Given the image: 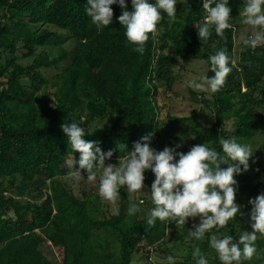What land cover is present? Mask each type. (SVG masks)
I'll list each match as a JSON object with an SVG mask.
<instances>
[{"label":"trees","instance_id":"16d2710c","mask_svg":"<svg viewBox=\"0 0 264 264\" xmlns=\"http://www.w3.org/2000/svg\"><path fill=\"white\" fill-rule=\"evenodd\" d=\"M127 2L130 8L131 0ZM178 4L183 8L176 5V21L170 23L165 13L157 26L163 31L154 37L149 34L141 54L133 51L134 45L124 35L119 5H112L113 23L98 30L86 14L87 0H0V264H155L151 251L169 235L183 241L193 231L192 222L183 227L184 233L175 221L157 220L149 226L151 199L149 206L141 205L142 217L129 214L127 203L118 213L92 214L90 198L86 193L78 195L66 180L71 171L68 160L79 158L62 131L66 121H82L86 139L96 141L104 151L114 150L115 157L126 155L119 145L132 149L149 132L154 133L152 147L163 150L180 143L177 151L183 152L201 143L222 152L220 140L232 137L249 143L259 134L264 141V114L257 112V106L264 105V47L244 49L241 44L236 50L235 28L244 0H230L232 27L223 37L213 28L206 44L196 27L205 18L203 0ZM59 31L69 33L76 42L73 52L62 47L54 59L37 55L38 48ZM220 49H227L235 61L221 90L207 98L188 87L195 101L209 108L212 123L198 120L194 110L190 115L173 114L169 107L182 96L179 83L185 84L175 73V65L181 60L206 63ZM29 57L34 62L23 64L21 60ZM65 59L72 61L54 82L43 76L42 67ZM206 64L207 75H214L210 63ZM24 77L35 81V96L32 86L23 83ZM51 83L56 88L55 105L40 93ZM231 115L234 131L229 134L226 119ZM180 123H189L186 129L196 137L180 133ZM82 171L87 178L86 170ZM145 176L150 187L154 174L149 170ZM235 179L236 202L264 192V181L253 183L248 171ZM120 195L127 198L124 188ZM240 216L217 234L238 236ZM101 231L117 235V252L94 242ZM54 247L61 252L59 258ZM200 248L204 254L215 251L209 241H203ZM184 264L195 262L188 258ZM209 264H220L217 253Z\"/></svg>","mask_w":264,"mask_h":264},{"label":"clouds","instance_id":"9594fccd","mask_svg":"<svg viewBox=\"0 0 264 264\" xmlns=\"http://www.w3.org/2000/svg\"><path fill=\"white\" fill-rule=\"evenodd\" d=\"M183 2L131 0L129 8L127 0H87L85 11L97 29L102 30L113 23L112 5H119L122 14L118 20L125 30L124 35L134 45L133 51L143 54L149 34L154 37L163 31L157 26L164 19V14L170 23H174L177 19L176 5ZM202 8L205 18L203 22H197L196 27L199 38L206 44L213 28L217 36L223 37L225 30L232 27V8L230 0H203ZM241 15V23L252 28L251 34L240 37L244 49L264 47V0H244ZM206 63H210V71L214 75H199L184 83L198 93L215 94L224 86L235 61L227 49H220L209 56ZM81 123L71 119L61 125L72 151L79 152L78 159L72 156L68 160L70 175L75 181H79L82 170H86L88 181L96 183L97 173L102 169L99 195L105 200L115 201L121 188L126 187L128 192L143 190L145 173L150 170L155 178L150 185L154 207L146 218L149 226H155L157 220L183 225L189 218H198L199 223L193 224L190 236L202 240L209 235V245L217 253L220 264H244L253 258L260 259L256 241L258 235L264 236V192L249 200L252 231L245 230L238 236L213 233L214 229L219 233L229 221L244 214L236 202L238 181L235 176L250 169V159L258 148L254 150L251 143L237 142L232 137L220 140L222 152L207 143L196 144L187 152L177 151L181 144L158 150L152 147L154 133L149 132L134 142L132 149L125 144L119 145L126 155L119 158L118 164H106L114 150L104 151L96 141L86 139L88 135ZM143 203L140 200L131 204L129 214L137 213ZM192 258L195 264H209V259L199 247L192 251ZM167 260L169 264H175L173 255H169Z\"/></svg>","mask_w":264,"mask_h":264},{"label":"rangeland","instance_id":"374dc122","mask_svg":"<svg viewBox=\"0 0 264 264\" xmlns=\"http://www.w3.org/2000/svg\"><path fill=\"white\" fill-rule=\"evenodd\" d=\"M178 8H183L177 3ZM241 18L239 19V26L235 28V42H236V50H238L241 46L240 37L241 35H249L252 32L251 26L244 25L241 23ZM7 24H10V22H7ZM69 33L59 31L56 37H53L48 44H46L43 47H39L37 51V55H48L50 59L57 58L58 52L60 48L65 47L69 51L73 52L74 47L76 46V42L74 40H71L69 38ZM238 52V51H237ZM8 56H11V52H7ZM236 56H238V53H235ZM8 56L5 57L8 58ZM23 64L25 65H31L34 62V57H29L21 60ZM71 59H65L58 63L57 65H54L52 67H42L41 71L43 76L47 77L48 79L52 80L54 82L56 75L60 74L62 71H64L71 63ZM183 62L178 63L175 65V73L179 76L180 79L183 81L192 78V77H198L199 75H207L208 71V65L203 61H197V60H181ZM24 84H28L30 87V91L32 95H36L38 92L36 91V83L35 81L31 82V79L28 77H24L23 79ZM180 82L178 90L182 93V96H179L171 103V106L169 109L171 112L175 115H190L193 110L197 113V118L201 122H204L205 124H211L212 123V117L210 114V110L206 105H204L200 101H195L193 96L191 95L189 88L185 86V84H181ZM31 84V85H30ZM34 84V85H33ZM49 85V84H47ZM247 90V87L243 85V91ZM55 91L56 88L51 85L48 87H44L43 90L40 92L41 94L47 95L48 99L50 100L51 105H55L56 98H55ZM204 95V97H211V93H200ZM237 101V100H236ZM257 112L264 114V105L257 106ZM102 121L100 122V124ZM189 125V123H180L177 126L179 127L180 133H185L186 135H190L192 137H196V134L192 131H189L186 129V126ZM226 132L231 134L234 131V118L233 115H231L229 118L226 119ZM194 135V136H193ZM249 143L252 144L254 150L256 152L254 153V156L250 159L252 160V164L250 169L248 170L249 173H251L254 176L253 183H259L264 181V141L262 137H260L259 134L253 136V138L249 141ZM180 144V143H177ZM176 144V145H177ZM177 150H180L178 148ZM119 158L123 157H115L112 156L110 159H107V163L111 164H118ZM255 161V163H253ZM235 163V162H234ZM257 169H259L257 171ZM100 172H102V169L98 171L97 173V182L93 183L88 181V179L84 176L82 171V176L79 181H75L71 175H68L66 177V180L73 186L76 193L80 196H82L84 193H86V196L90 198V211L92 214H94L96 217H103L104 212L107 211L110 213H118L121 209H124L126 206L125 204H129V207L133 203H138L140 200H146L142 205L149 206L148 200L151 199V192L150 187L147 183H145V187L143 190L139 192H128L126 187H124V191L127 194V198L123 199L121 195L119 194L118 198L115 201H108L103 199L99 195V176ZM249 198H244L243 200L237 201L238 204L241 205V211L244 213L240 216L239 221V227L241 228L240 232H243L245 230L252 231L251 225L249 223V214L251 211V205L249 204ZM129 207L128 210H129ZM143 209L140 205V210L137 212V215L139 217H142ZM199 223L198 218L196 220H193L192 218H189L187 223ZM179 225L180 228H182L181 233H184V226L187 224ZM171 232V231H170ZM214 234L216 233V230H213ZM100 237H96L94 242L98 245H103L111 252H117L119 249V241L117 235L101 231ZM203 241H209V235H206L205 238L202 240H196L192 238L190 235L186 236V238L182 241L179 237H169L167 238L166 242L163 243V245L159 248H155L151 251V260L155 264H169L167 257L169 255H173L175 257V264H184V262L188 258H192V251L195 247L201 246ZM260 253V259L253 258L252 261L255 260H264V236H259L256 241ZM56 251V254L59 258L60 251L57 247L53 248ZM206 256L209 259V263L213 262L216 257V252L214 253L210 251H206ZM144 261H148L147 257H142ZM261 264L262 262L259 261Z\"/></svg>","mask_w":264,"mask_h":264}]
</instances>
